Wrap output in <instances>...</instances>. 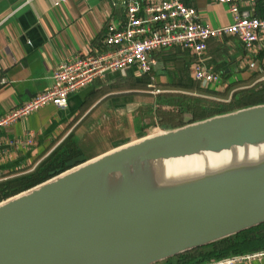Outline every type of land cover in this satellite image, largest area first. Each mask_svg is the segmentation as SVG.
Segmentation results:
<instances>
[{
  "label": "water",
  "instance_id": "obj_1",
  "mask_svg": "<svg viewBox=\"0 0 264 264\" xmlns=\"http://www.w3.org/2000/svg\"><path fill=\"white\" fill-rule=\"evenodd\" d=\"M192 120L1 200L0 264H158L264 223V162L158 179L164 160L264 142V103Z\"/></svg>",
  "mask_w": 264,
  "mask_h": 264
},
{
  "label": "crops",
  "instance_id": "obj_2",
  "mask_svg": "<svg viewBox=\"0 0 264 264\" xmlns=\"http://www.w3.org/2000/svg\"><path fill=\"white\" fill-rule=\"evenodd\" d=\"M57 1L0 0V69L7 79L0 86V117L48 88L59 63L78 52L89 54L101 50L109 22L124 24L123 10L113 5L115 0ZM192 4L202 22L213 27L231 22L224 3L193 0ZM252 12L264 17V0H257ZM261 42L264 44V40ZM153 57L159 67L152 71L161 77L168 61L175 58L185 63L199 88L219 90L232 82L247 80L253 71L262 70L259 65L264 66V46H258L255 55L249 56L235 35L209 39L201 63L219 73L222 81L206 87H201L192 76L195 58L190 51L175 46L160 50ZM252 60L255 66L249 67ZM108 77L105 74L83 90L72 93L63 109L45 104L1 127L0 168L18 176L31 172L57 150L77 151L71 161L79 153L90 159L116 146L112 142L95 145L89 142L94 130L99 135L109 134L111 121L119 123L118 115L125 114L123 97L116 98V93L104 94L100 90L99 85ZM158 264H176V261L172 258ZM231 264H264V256Z\"/></svg>",
  "mask_w": 264,
  "mask_h": 264
},
{
  "label": "built area",
  "instance_id": "obj_3",
  "mask_svg": "<svg viewBox=\"0 0 264 264\" xmlns=\"http://www.w3.org/2000/svg\"><path fill=\"white\" fill-rule=\"evenodd\" d=\"M193 0H115L114 6L122 8L124 24L109 22L102 37V49L89 54L76 53L59 63L52 73V83L45 90L0 117V128L26 116L45 104L63 109L72 93L83 90L93 81L105 76L107 70L117 72L135 69L140 74L155 68L153 55L163 49L178 46L190 51L195 60L191 69L194 80L201 87L219 84V73L206 68L201 56L212 38L235 35L249 56H254L258 46H264V17L252 12L257 0H214L228 6L231 22L213 27L199 19ZM56 2H58L56 0ZM255 66V61L248 63ZM7 83L0 69V86ZM12 174L0 168V181ZM15 176V175H14ZM264 256V248L235 254L199 264H231Z\"/></svg>",
  "mask_w": 264,
  "mask_h": 264
},
{
  "label": "rangeland",
  "instance_id": "obj_4",
  "mask_svg": "<svg viewBox=\"0 0 264 264\" xmlns=\"http://www.w3.org/2000/svg\"><path fill=\"white\" fill-rule=\"evenodd\" d=\"M174 59L168 61L164 77L157 71L140 74L135 69H128L124 74L116 73L102 82L100 90L104 94L116 93V98L123 97L126 110L124 116L118 115L119 123L114 119L111 121L109 134L99 135L94 130L89 142L94 145L112 142L117 144L113 147L116 148L144 136L175 129L183 126L186 118L192 115L185 110L184 104L187 101L195 99L201 104L228 105L233 102L236 92L259 88L264 83V66L259 65L262 70L253 71V75L247 80L232 82L225 89L203 90L191 79L185 63ZM192 121H198V118H193ZM80 157L88 160L86 154L79 153L77 158ZM2 182L4 181H0V184Z\"/></svg>",
  "mask_w": 264,
  "mask_h": 264
},
{
  "label": "trees",
  "instance_id": "obj_5",
  "mask_svg": "<svg viewBox=\"0 0 264 264\" xmlns=\"http://www.w3.org/2000/svg\"><path fill=\"white\" fill-rule=\"evenodd\" d=\"M258 103H264V83L259 88L236 92L233 95V102L228 105L223 103L201 104L198 100L192 99V101H187L184 106L186 111L192 113L194 119L200 120ZM76 155L77 151L75 150L54 151L31 172L4 180L0 184V201L66 170L67 162ZM262 248H264V223L207 246L185 252L174 259L176 264H199Z\"/></svg>",
  "mask_w": 264,
  "mask_h": 264
},
{
  "label": "bare ground",
  "instance_id": "obj_6",
  "mask_svg": "<svg viewBox=\"0 0 264 264\" xmlns=\"http://www.w3.org/2000/svg\"><path fill=\"white\" fill-rule=\"evenodd\" d=\"M261 162H264V142L220 151H201L162 161L158 179L164 185H173Z\"/></svg>",
  "mask_w": 264,
  "mask_h": 264
}]
</instances>
